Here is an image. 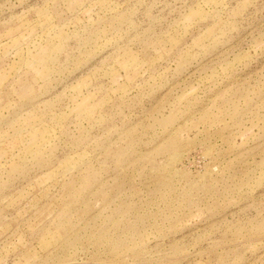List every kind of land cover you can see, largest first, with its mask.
<instances>
[{
	"label": "rangeland",
	"instance_id": "1",
	"mask_svg": "<svg viewBox=\"0 0 264 264\" xmlns=\"http://www.w3.org/2000/svg\"><path fill=\"white\" fill-rule=\"evenodd\" d=\"M0 264H264V0H0Z\"/></svg>",
	"mask_w": 264,
	"mask_h": 264
}]
</instances>
